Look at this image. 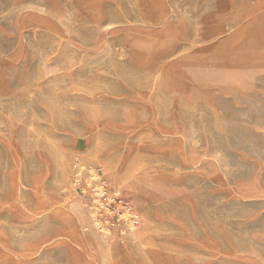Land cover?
I'll return each instance as SVG.
<instances>
[{"label":"rangeland","instance_id":"obj_1","mask_svg":"<svg viewBox=\"0 0 264 264\" xmlns=\"http://www.w3.org/2000/svg\"><path fill=\"white\" fill-rule=\"evenodd\" d=\"M0 264H264V0H0Z\"/></svg>","mask_w":264,"mask_h":264},{"label":"built area","instance_id":"obj_2","mask_svg":"<svg viewBox=\"0 0 264 264\" xmlns=\"http://www.w3.org/2000/svg\"><path fill=\"white\" fill-rule=\"evenodd\" d=\"M81 169L75 167V178L80 179ZM97 185L92 188V195L83 203L84 207L92 212V222L101 228L103 215H110L111 226L121 228L124 225V218L128 219L133 215L129 204L117 192L113 191L103 179H98ZM136 215L132 216L133 223H136ZM134 228L133 225H129Z\"/></svg>","mask_w":264,"mask_h":264}]
</instances>
